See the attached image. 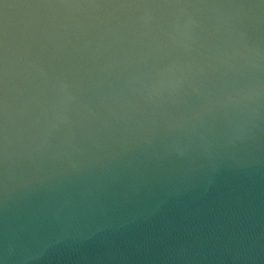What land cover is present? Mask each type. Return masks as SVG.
I'll return each instance as SVG.
<instances>
[{
  "label": "water",
  "instance_id": "1",
  "mask_svg": "<svg viewBox=\"0 0 264 264\" xmlns=\"http://www.w3.org/2000/svg\"><path fill=\"white\" fill-rule=\"evenodd\" d=\"M0 264H264V0H0Z\"/></svg>",
  "mask_w": 264,
  "mask_h": 264
}]
</instances>
